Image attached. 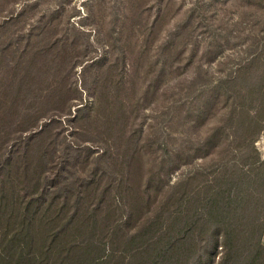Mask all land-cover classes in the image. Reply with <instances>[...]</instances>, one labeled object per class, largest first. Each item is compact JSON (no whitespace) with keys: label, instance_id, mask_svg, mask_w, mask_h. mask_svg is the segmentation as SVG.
<instances>
[{"label":"trees","instance_id":"1","mask_svg":"<svg viewBox=\"0 0 264 264\" xmlns=\"http://www.w3.org/2000/svg\"><path fill=\"white\" fill-rule=\"evenodd\" d=\"M247 4L264 10V0ZM193 19L190 15L178 24L177 35L183 37ZM206 28L211 34L203 55L208 63L226 45L212 25ZM253 40L237 69L206 83L193 98L198 104L191 101L188 111L174 114L172 124L185 113L181 125L194 130L185 135L175 125L173 133L184 138L179 143L175 138L172 147L160 132L153 147L133 124L128 130L126 104L118 99L126 119L115 138V165L97 166L88 180L44 177L46 142H54L52 120H44L52 115L34 111L16 121L15 131H7L0 119L6 129L0 136V264H264V156L257 145L264 133V42L261 48L262 40ZM173 41L169 48L177 50L178 69L186 42L180 47ZM76 56L62 53V64L77 65L82 60ZM17 67V94L24 96L30 72ZM156 71L159 80L164 70ZM101 78L98 99L106 97L99 91L107 86ZM154 80H148L146 91ZM106 102L101 117L109 111ZM149 151L151 167L145 161ZM194 159L203 163L168 183L173 172Z\"/></svg>","mask_w":264,"mask_h":264},{"label":"rangeland","instance_id":"2","mask_svg":"<svg viewBox=\"0 0 264 264\" xmlns=\"http://www.w3.org/2000/svg\"><path fill=\"white\" fill-rule=\"evenodd\" d=\"M190 15H194L187 28L190 34L186 30L180 37L178 24ZM206 24L226 45L219 58L208 63L203 56L211 35ZM254 37L262 40V48L264 10L249 6L247 0H0L1 125L15 131L16 121L34 111L52 115L44 120L53 122L49 130L54 141L46 142L44 177L88 180L97 166L115 165V138L125 128V116L130 118L128 130L133 124L142 141L153 147L159 132L168 147L174 146L175 138L179 143L184 134L173 133L178 123L179 131L193 133L194 128L181 125L185 113L172 124L174 114L183 108L188 111L191 101L198 104L199 99L193 98L206 83L237 69L250 55ZM170 38L180 47L186 42L178 69L174 61L179 57L174 56L176 49L169 48ZM66 50L82 61L68 67L62 64ZM17 66L30 72L24 79L28 91L24 96L17 94ZM160 67L164 73L158 80ZM154 76V87L146 91ZM100 77V83L107 85L99 87L106 94L103 99L95 96ZM118 99L126 104L125 116L120 114ZM106 101L109 111L101 117ZM1 125L0 136L6 130ZM203 130L205 126L200 133ZM85 139L92 141L84 144ZM74 143L80 145L75 149ZM257 145L264 156V133ZM145 161L152 166L150 151ZM119 162L117 170L122 174ZM202 163L194 159L181 166L168 183Z\"/></svg>","mask_w":264,"mask_h":264}]
</instances>
